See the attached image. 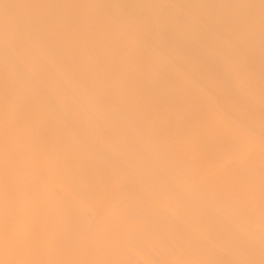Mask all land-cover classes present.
Returning a JSON list of instances; mask_svg holds the SVG:
<instances>
[{
	"label": "bare ground",
	"instance_id": "obj_1",
	"mask_svg": "<svg viewBox=\"0 0 264 264\" xmlns=\"http://www.w3.org/2000/svg\"><path fill=\"white\" fill-rule=\"evenodd\" d=\"M262 75L264 0H0V264H264Z\"/></svg>",
	"mask_w": 264,
	"mask_h": 264
},
{
	"label": "rangeland",
	"instance_id": "obj_2",
	"mask_svg": "<svg viewBox=\"0 0 264 264\" xmlns=\"http://www.w3.org/2000/svg\"><path fill=\"white\" fill-rule=\"evenodd\" d=\"M237 41H238V39H237ZM234 42H235V44L238 43V42L236 43V40H235V39H234L233 43H234ZM249 67H250V65H249ZM253 69H254V70H253ZM251 70H252L254 73H256V72H255L256 69H255L253 66H251V68H249L248 71L251 73ZM253 72H252V73H253ZM244 73H245V72H244ZM244 73L242 72L241 74L244 75ZM254 73H253V74H254ZM245 75H246V73H245ZM245 75L242 76V81H243V82L245 81V79H247V78L245 77ZM246 76H247V75H246ZM262 76H264V75H262ZM244 77H245V79H244ZM231 78H232V77H231ZM243 79H244V80H243ZM240 80H241V79H239V81H238V85H240L239 82L241 83ZM226 81H227V80H226ZM229 81L232 83V80H229ZM229 81H228V82H229ZM248 81H249V80H248ZM248 81H245V82H248ZM262 81H264V78H262ZM245 82H244V83H245ZM244 83H241L240 86L244 87ZM227 84H228V83H227ZM227 84H226V85H227ZM226 85L223 84V86H225V88L227 87ZM229 85H230V83H229ZM231 85H232V84H231ZM231 85H230V86H231ZM233 86H234V87H233ZM233 86H232V87H233V90H234V88H236L235 85H234V80H233ZM206 88H207L208 90H210L209 93H211L213 96H215V97H219V93H218V91H217V92H216V90L214 91V89H213V88H210L209 86L206 87ZM228 88H230V87H228ZM230 89H231V88H230ZM212 90H213V91H212ZM235 90H236V89H235ZM235 90H234V91H235ZM229 91H230V90H229ZM234 91H232V92H234ZM217 95H218V96H217ZM230 121H233V120H230V119H229L228 122L230 123ZM237 122H238V121H233V123L235 124V126L237 125V127H235L233 123H230V124H232V125H229V124H228V125H225L226 127H225L224 125H223V126H224L225 128H227V130H232L231 128H234V129L236 128L235 130L238 132L237 129H238V127L240 128L241 126H239V125H240V124H239L240 122H239V123H237ZM238 124H239V125H238ZM223 126H222V127H223ZM227 126H228V127H227ZM224 127H223V128H224ZM225 128H224V130H226ZM222 130H223V129H222ZM239 130H240V129H239ZM223 132H224V131H223ZM227 132H228V131H226V132H224V133H227ZM224 133H223V134H224ZM228 133H232V132L229 131ZM233 133H236V132H233ZM227 148H228V147H227ZM227 148H226L225 150H227L228 152H226V153L224 152L225 154L222 153V154L225 155V157L221 158L222 161L225 160V159H226L227 161L225 160L224 162H221V160L219 159V161L222 163V164L219 163V167L221 168V167H223V165L226 164L225 167L227 168V167L230 166L229 169L227 168V170H230V168H232V166H233L235 163H237V162H238V163L235 164L233 167H235V166L238 167V164L240 163V161L242 162L244 159H243V158L241 159V154L237 151L236 148H234V146H233V147L230 146V147L228 148L229 150H228ZM232 152H234V153H232ZM228 153H229V154H228ZM238 154H240V155H238ZM253 154H254V153H252V155H253ZM227 156H229L230 159H229V157H227ZM231 156H233V158H232ZM224 158H225V159H224ZM237 158H239V159H237ZM228 159H229V160H228ZM230 160H231V161H230ZM227 164H228V165H227ZM231 164H232V165H231ZM220 168H218V171H219V173H222V172L224 171V169L222 170V168H221V170H219ZM223 168H224V167H223ZM220 171H221V172H220ZM224 172H225V171H224ZM211 173H212V174H211ZM210 174H211V175H210ZM216 174H218V173H216V171H211V172L209 173L210 178H209V176H208V180L211 179V180H209V181H210V182H214V181H215V178H216ZM230 181H231V180H230ZM228 182H229V180H228V181H227V180H226V181L224 180V184H223V186H225V185L227 184V186H226V187H227V188H226V191H227V189H229L230 192L232 191L231 193H232L234 196H236V195L240 196V193H242V191L239 190V189H241V188L237 187L238 184H237V186H235V185H236L235 183H237V182H235V181H234V182H233V181L231 182L232 184L234 183L235 185H232L230 182H229V183H230V184H229ZM229 186H234L235 189H236L237 191L235 190L236 192H234V187L229 188ZM223 189H224V187H222V190H223ZM229 190H228V192H229ZM228 192L225 193V190H224V192L222 191V193H224V194H227ZM230 192H229V193H230ZM236 197H237V196H236Z\"/></svg>",
	"mask_w": 264,
	"mask_h": 264
}]
</instances>
